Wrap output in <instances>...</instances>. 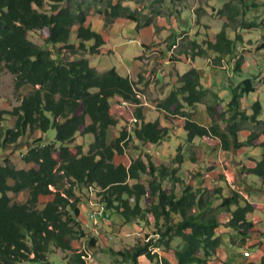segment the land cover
<instances>
[{
    "label": "trees",
    "instance_id": "obj_1",
    "mask_svg": "<svg viewBox=\"0 0 264 264\" xmlns=\"http://www.w3.org/2000/svg\"><path fill=\"white\" fill-rule=\"evenodd\" d=\"M242 4L245 11L264 6ZM84 6L74 0H0V83L7 71L15 77L17 90H28L20 105L10 111L0 109V264H53L48 258L52 247L72 254L71 264H89L86 249L95 250L97 238L88 237L80 217L82 208L90 207L92 191L110 219V214L118 215L124 223L139 228L142 222L145 238L154 236L148 243L140 239L124 252L110 250L123 263L139 264V258L145 256L151 263L169 264L159 254H152L153 247L171 254L174 264H229L219 254L222 238L218 233L223 226L220 213L229 214L225 225L245 237L256 232L248 219L255 207L233 191L221 199L218 211L213 209L209 198L200 193L201 188L194 189L179 175L185 158L181 146L170 166L154 163L143 151V144L163 142L168 129L159 121L146 122L142 108L136 111L137 121L131 130L124 128L115 139H108V131L119 122L111 113L114 103L139 106L142 99L129 79L119 76L115 69L99 75L85 58L98 53L104 41L98 31L87 26V10L93 4L86 9ZM226 6L230 10L228 19L233 20L239 11L234 5ZM99 12L106 20L124 12L134 19L114 0H108L105 11ZM258 20L256 17L254 22L242 23V29L258 28ZM33 34L41 36L42 45L31 40ZM242 40L240 33L229 37L222 30L215 42L206 43L207 47L193 42L194 53L186 55L195 58L213 53L217 61L223 57L232 60L239 54ZM262 50L264 44L259 47ZM78 55L82 57L78 59ZM241 61L235 63L234 70H240ZM181 78L185 83L181 90L190 93L184 102L193 105L201 101L204 94L197 71L191 70ZM257 82L264 83V77L253 76L231 86L228 109L233 125L227 137H222L225 150L256 146L264 135V131L252 132L246 142L240 143L241 129L235 123L240 118L264 126L259 100L252 105V115L241 111V100L255 92ZM169 98L167 109L185 116L177 93ZM184 130L190 142L213 132L190 121ZM78 136L93 138L87 153L84 144L77 143ZM129 148L139 154L130 157L129 165H116V156H124ZM17 159L24 168H17ZM245 171L264 182V154ZM168 183L169 190L165 187ZM23 193L29 198L25 203L17 202L15 199ZM41 197L52 199L39 208ZM144 200L149 201V208L143 207ZM74 241L85 243L87 248L77 252ZM244 253L241 264H264V255L254 260L245 258ZM114 264L121 263L116 260Z\"/></svg>",
    "mask_w": 264,
    "mask_h": 264
},
{
    "label": "crops",
    "instance_id": "obj_2",
    "mask_svg": "<svg viewBox=\"0 0 264 264\" xmlns=\"http://www.w3.org/2000/svg\"><path fill=\"white\" fill-rule=\"evenodd\" d=\"M167 1H169V3H167ZM194 1L197 6L203 5L202 7H206L212 3V0ZM170 2L173 5H171ZM117 3H120L122 7L128 9L129 12L134 15V19L135 17L136 19L127 18L129 14L124 12L120 17L112 19V23L104 29V27L101 28L98 23L91 24V22H95L99 18H90L91 20L88 22V25H91L93 29L94 26H97V31L101 34L104 45L100 47L98 53L94 55H87L85 58L89 60L91 66L96 69L99 75H103L108 71L115 69L119 76L129 79L135 88L139 90L140 94L138 97L142 99V104L137 106L129 103H122L120 105L114 103L111 113L116 119H118L119 122L117 126L108 131V139H115L119 135V132L124 128L131 130L137 121L135 116L136 111L139 108H142V116L146 122L159 121L161 127L168 129V136H166L163 142L156 145L143 144V151L151 155L154 163L170 166L173 162V158L171 157L175 156L174 149L176 151V148H178V141L175 140H181L183 137V141L186 143L188 142V147L192 146L195 150L193 153L196 154V157L192 156L190 158L191 163H189L193 170L200 174L199 176H195L197 179L195 182L193 180L194 187H192L194 189L201 188L203 186V175L206 173L209 175L215 173L216 171H221V168L223 170L224 167L222 172L227 177V185H230L231 188H233L255 207V211L248 216V219L254 225L256 232L250 233L245 237L238 236L232 229L225 225L230 219L228 214L225 220L222 219V227H225L227 232L223 237H221L222 247H227L228 244L232 243V239L237 242L236 245L238 247L236 248L237 251L235 250L233 253H229L225 251V249L221 248V251H219L220 257L223 260L228 261L229 264H241L243 261L242 254L250 250L255 256L254 260H259L264 255V182L254 175L247 174L245 169L253 168L255 164L261 160L264 153L256 154V152L260 147H262L259 143H264V135L258 139V144H256V146H243L240 149L230 148V150L224 149L226 144H224V138L222 139V137H227L228 128L233 125L231 122L232 113L228 109V104L232 97L231 86L241 80L237 79V81L234 82L231 78H234L235 75H241L244 71L246 72V67L243 68L242 65L246 63L251 64V61H241V68L237 71L234 70V66L235 63H238V61H235L234 66H232V60H230V58L226 57L228 59L222 58L220 61H217L213 53H208L210 55H205L203 58L199 56H195L194 58L192 56L186 57L184 55L186 53L185 50L183 51L184 53L179 55L177 59H169L167 52L169 50L172 51L173 49H176L177 46L174 45V48L169 47L167 49L161 44L162 42L169 43L170 41H162V39L167 40V38L172 36L173 33V31L170 30L171 28L167 24H164L162 20L166 21L169 19L176 21L179 17L182 23L187 24L185 18H188L189 14L193 12V10H190L189 13L186 11L188 9L187 0H150L147 5L152 4V6L155 5L158 7L149 11L150 14L153 13V15L156 16V25L153 22L146 24L137 21V16L134 14V11L137 9L134 6L135 0H114V4ZM196 14L198 15V13ZM196 14H191L192 18L193 16L197 17ZM142 16H147L146 7ZM138 25H141V27ZM187 26L189 25L187 24ZM114 27L116 28V31L121 34L127 31L136 34L138 37L137 40H123V38L119 39L118 37L113 38V36H110L108 32L114 29ZM156 27L158 28L157 30ZM199 27V24H196L195 28L190 26L191 30L186 32H189V35H193L195 32L197 37L199 36ZM157 31H159V33ZM178 36L179 35H177L176 38ZM135 43V47H132L131 45ZM206 56L207 58H214L211 64L205 63L203 60ZM223 62L227 65V68L225 65L222 66ZM252 67L260 70L261 64L256 63V65L254 64ZM191 70L197 71L200 78L201 91L204 95H202L201 101L195 102L193 105H187L184 102V98L188 97L190 93H183L181 90L185 85L181 77ZM224 89H227L228 91L226 94H222ZM198 90L199 88H197L196 91ZM172 93H177V99L183 105L181 111L185 113V116H182L181 114L176 115L172 112V110L167 109L168 107H166L165 104H167V101L170 100L169 97ZM247 99H249V97L245 96L241 100V111H245L249 114L252 105L245 108L243 106L244 102L248 103ZM117 101H120V99H117ZM220 107L222 109H220ZM260 120L264 121V116H262ZM187 121L201 127H206L208 130L213 132L207 137H196L190 142L187 139V132L184 130ZM239 122L242 121L240 118H237L235 123L239 125ZM243 123H245L246 127L239 125L241 130L238 134V140L240 143L246 142V140H244L245 138H240L241 134L245 132V135L247 136L250 133L247 131L248 127H253L256 124L253 121H245ZM111 132L112 134L114 132L117 135L113 137ZM226 140L229 142L230 139ZM92 141L93 138L91 136H78L77 139V143L84 144L85 153H87L89 149L88 146L92 143ZM165 147H168L170 151ZM233 150L235 151L232 152ZM164 151L166 154H163ZM117 157L120 158V161L116 160ZM202 157L208 158L207 161H209V165L206 159H202ZM116 158L114 161L116 165L120 163L130 164V159L127 160V154L124 156H116ZM222 159H224V162ZM231 160H233V163L235 162V164L241 166L242 172L239 173L237 171L238 167L236 166H232V171L229 167L228 170H226L227 167L225 168V166H229V164L232 165L230 163ZM184 163H186V160H184ZM202 163H205V165H201ZM16 166L17 168H24L25 165L21 160L17 159ZM240 174H242V178H240ZM179 175L182 176V171ZM243 178L246 181L252 182L257 189L252 190L247 188L245 190V188L241 185ZM51 189L54 191L53 187H51ZM176 193H179V189L178 191L176 190ZM82 209L83 211L80 220L82 225L85 227L87 224H90L88 214L91 209L88 206H84ZM112 222L115 223L114 227L118 226L119 228H121L124 224L119 219L118 221L112 220ZM125 225L128 228L131 226L137 228L136 224L126 223ZM135 233H137V231ZM229 246L232 248L231 245ZM229 254L231 255L229 256Z\"/></svg>",
    "mask_w": 264,
    "mask_h": 264
},
{
    "label": "rangeland",
    "instance_id": "obj_3",
    "mask_svg": "<svg viewBox=\"0 0 264 264\" xmlns=\"http://www.w3.org/2000/svg\"><path fill=\"white\" fill-rule=\"evenodd\" d=\"M76 2H83L84 3V8H88V4H93L92 7H89V9L87 10L88 13V19H87V25L88 22H90V18L92 17H96L99 18L97 19L95 22H91V24H95L98 23L99 26H101V28L104 27V29L106 27H108L111 23L112 20H106L104 14H102V12L99 11H105L106 8V4L108 0H74ZM150 0H135V7L137 8L134 13L137 16V20L138 22H143V23H154L156 25V16L153 15V13H149V11H152L153 8H158L157 6L152 4L147 5L149 3ZM243 2H245L248 5H251L252 3H257L259 5H264V0H242ZM241 0H212V3L208 6H204L203 5H196V2L194 0H187V6L188 9L186 11H188V13L190 12V10H193V12H191L192 15L198 13L197 17L196 16H191V14H189L188 18H185V21L187 22V24L189 26H187V24H184L180 21V18L178 17L176 19V21H172L167 19L166 21L162 22L164 24H167L173 31L172 36H170L169 38H167V40L162 39V41H170L169 43H164L162 42L161 44L163 46H165V48H169V47H173L174 45L177 46L176 49H173V52L175 53L174 58L177 59L179 57V55H181L182 53H184L183 51L186 50V53H194V49H193V42H196L199 46L201 47H207L206 43L209 42H215L217 39V35L222 31L225 30L226 34L231 37L234 36L237 33H240L243 37L242 40V44H240L238 46V53L239 54H235L232 58L231 64L232 66H234L235 61H238L239 59H241L243 62L247 61H251V64L246 63L243 64L242 67L245 68L246 67V72L244 71L241 75H235L234 78H231L232 81H237V79H241L240 81H237L238 83H236L237 85L239 83H241V81L247 79V78H252L253 76H259L260 79H262L264 77V50L259 51V47H261L262 44H264V6H261L259 9H255L252 11H245V6L244 4H242ZM167 3H169V1H167ZM171 5H173L170 2ZM170 5V6H171ZM226 5H234V7L237 8V10L239 11L238 15H235L233 20H229L228 19V14H230V10L227 8ZM145 7H146V11H147V16H142V13L145 12ZM172 7V6H171ZM206 8V10H205ZM140 9V11H139ZM222 10V12H221ZM182 11V10H180ZM185 11V10H184ZM206 11V12H205ZM205 12V13H203ZM202 14V15H201ZM142 16V17H141ZM104 17V18H101ZM258 18V23H259V27L255 28V29H251V30H244L242 29V23H251L255 21V18ZM139 18V19H138ZM184 18V17H183ZM199 24V36L196 37V33L194 32L193 35L190 34L189 32L187 33L186 31H190L191 28L190 26L195 28V25ZM227 25V26H225ZM119 27V25H118ZM208 27V28H207ZM158 28L156 27V30ZM250 29V28H249ZM94 30H98L97 26H94ZM159 33V31H157ZM108 34L110 36L114 37H118L123 38V40H137V35L133 34L129 31L127 32H123L118 33L116 31V28L114 27V29H112L111 31L108 32ZM119 34V35H118ZM179 35L177 38L176 36ZM133 38V39H131ZM197 38V39H196ZM179 39V40H178ZM31 40L38 44V45H42L43 44V39L41 38L40 35H32ZM173 40V41H172ZM196 40V41H195ZM166 44V45H165ZM168 44V45H167ZM136 43L131 45L132 47H135ZM198 50L195 51V53H197ZM186 53L184 54L186 57ZM87 56V55H86ZM85 56V57H86ZM82 56L78 55V59L81 58ZM214 57H216L214 55ZM203 58V57H201ZM225 59H228L226 57H223ZM214 58H207L204 57V61L205 63H209L211 64ZM217 59V58H215ZM256 63H260L261 64V68L260 70L254 69L252 66H254V64L256 65ZM225 65V67L227 68V65L224 64V62L222 63V66ZM224 67V68H225ZM255 87L257 88V90L254 93H250L248 95L249 99L248 103L243 104L244 108L245 107H249V105H253L257 100H259L263 106V111H264V83L260 82V83H255ZM28 90L27 89H22V90H17L15 88V77L11 74H9L7 71H4L2 74V78H1V83H0V109L2 110H12L13 108L17 107L18 105H20L21 100L23 99V97L27 94ZM228 91L227 89H224L222 94H226ZM220 109H222L220 107ZM219 109V110H220ZM252 112V110L250 109L249 114ZM252 115V113H251ZM263 116H264V112H263ZM239 125H241L242 127H246L245 123L243 122H239ZM247 125V124H246ZM129 128V127H128ZM130 129V128H129ZM248 132L252 133V132H256V133H263L264 131V126L263 125H259V124H255V126L250 128L248 127ZM244 132V131H242ZM249 133V134H250ZM248 134V135H249ZM111 135L116 136L117 134L113 132H111ZM248 135H245V132L241 134L242 139L246 140L248 139ZM112 137V138H113ZM182 137V134H181ZM183 137L181 138V140H175L178 141V147L181 146L182 150L181 153H183L184 155V160H186V163H184L181 166V171H182V176L184 178V180L188 181L186 182L192 183V186L194 187V182L195 180H197L195 178V176H199L200 174L196 173L195 170H193L192 166L189 165V163H191V157L195 156L196 154H194L193 152L195 151L193 149L192 146L188 147V142H184L183 141ZM177 145V144H175ZM168 148V147H165ZM241 148V147H240ZM239 148V149H240ZM177 149L176 151L174 149V153L175 156L171 157L173 158V161H175V158L177 156ZM234 149V148H233ZM169 150V148L167 149ZM126 154L128 155V159H130V157L132 155H138V152H134L131 148L126 150ZM170 151V150H169ZM235 150H233L232 152H234ZM12 151L10 150L8 153H11ZM162 153V152H161ZM262 154L264 153V146L260 147L258 149V151L256 152V154ZM163 154H166V152L164 151ZM2 155V154H1ZM169 156V155H168ZM2 158V156H1ZM0 158V162L1 161ZM202 159H206L207 161V157H202ZM117 161H120V158L117 157L116 158ZM224 162V159H222ZM230 160V159H228ZM227 161V160H226ZM233 160L230 161V163L232 165L229 164V166H225V168L227 167L226 170H228V167L231 169L232 171V166H236L238 167L237 171L240 173L242 172L241 166L238 164H235V162H232ZM208 165H209V161ZM16 164V161H15ZM212 164V163H210ZM201 165H205V163H202ZM214 165V164H212ZM224 165V164H223ZM208 167V166H207ZM229 169V170H230ZM224 170V167H223ZM221 168V171H216L213 174H209L206 173L205 175H203V180H202V187L199 190L200 193H204L205 196L207 198H209L211 206L213 207V209L215 210H219L220 205H221V199L223 197H228L231 195V193L233 191H235L233 188L230 187V185H227V177L223 174V171ZM206 172V170H205ZM195 178V179H194ZM240 178H242V174H240ZM146 180V177L143 176V181ZM194 180V182H193ZM214 181V182H213ZM232 181V180H231ZM233 182V181H232ZM236 183V182H235ZM225 184V185H224ZM245 190L248 188L252 189V190H256L257 187L249 181L242 180V184H241ZM166 189L169 190L171 188V184L168 183L166 186ZM197 187V186H196ZM200 187V186H199ZM178 189L180 190V187H177V191ZM29 198L28 193H23L20 196H18L15 200L19 203H25L27 201V199ZM49 200H51V197H41L40 198V203H39V208H42L43 205H45ZM142 205L145 208H149L150 207V203L149 201H142ZM82 207V206H79ZM84 208V207H83ZM83 211V209H82ZM221 217L223 220H225L228 216L227 213H220ZM112 220H117L118 219L120 221H122L123 219L118 216V215H111ZM123 222V221H122ZM124 223V222H123ZM127 222H125L123 224V226L121 228H119L118 226L114 227V223L111 222H103L101 223L97 228L95 227H90V231L88 232V237L91 239L93 237L97 238V247L95 248V250H88V253L90 254V258H89V264H114L116 262V260L118 262H120L121 264H125L122 262V258L120 256H112L110 250H113L115 253L116 252H124L127 248H132L134 247L139 241L140 239H144L143 234L142 236H138L137 233H135L136 231L138 232L140 230L139 226H137V228H135L134 226L128 228L125 224ZM140 227L143 226V223L140 222ZM226 230L225 227H222V229L219 231V235H221V237H223L226 234ZM145 236V234H144ZM232 243L228 244L227 247H222V249H225V251L229 252V253H233L235 250L237 251V245L233 239L231 241ZM177 244V242L175 243V245ZM85 243H80L79 241H74L73 242V246L75 248V250H77V252L81 253V251L85 250ZM232 246V248H230V246ZM87 248V247H86ZM221 248L219 249V251H221ZM94 251V253H93ZM243 252V249H242ZM231 254H229L230 256ZM72 254L64 252L62 250L56 249L54 247H52L50 254L48 255L49 260L53 263V264H60V263H64V264H71V258ZM160 257L163 259H167L169 264H174V260L171 254L161 250L160 251ZM255 256L252 254L251 259H255ZM157 261L154 262H150L147 257L142 256L141 258H139V264H156ZM22 264H30V263H22ZM213 264H216L215 262Z\"/></svg>",
    "mask_w": 264,
    "mask_h": 264
},
{
    "label": "built area",
    "instance_id": "obj_4",
    "mask_svg": "<svg viewBox=\"0 0 264 264\" xmlns=\"http://www.w3.org/2000/svg\"><path fill=\"white\" fill-rule=\"evenodd\" d=\"M130 42H133V41H130ZM167 55H168L169 59L174 58L173 54H170V50L167 52ZM89 205H90V209H91L90 213L88 214V220H89L90 224H87L85 226V229L87 231H90V227L97 228L103 222H111V219H110L108 213L106 212V209L102 205H100L96 202V198H95L93 191L91 193V200H90ZM142 234L144 237V241L146 243L150 242V240L154 237V236H149L148 238H145L144 232H142V227H140V230L137 232V235L140 237V236H142ZM150 250H151L152 254L157 253L160 256V251L157 248L155 249V248L151 247ZM87 255H88L87 257L89 258L90 254L88 253ZM251 255H252V252L250 250H248L244 253L245 258H249V257H251Z\"/></svg>",
    "mask_w": 264,
    "mask_h": 264
},
{
    "label": "bare ground",
    "instance_id": "obj_5",
    "mask_svg": "<svg viewBox=\"0 0 264 264\" xmlns=\"http://www.w3.org/2000/svg\"><path fill=\"white\" fill-rule=\"evenodd\" d=\"M170 54H173V56L175 55V53L173 52V50H172V51H170Z\"/></svg>",
    "mask_w": 264,
    "mask_h": 264
}]
</instances>
